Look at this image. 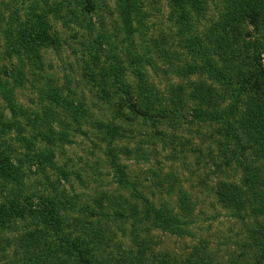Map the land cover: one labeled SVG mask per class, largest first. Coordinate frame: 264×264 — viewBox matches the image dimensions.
I'll return each mask as SVG.
<instances>
[{
    "label": "rangeland",
    "instance_id": "rangeland-1",
    "mask_svg": "<svg viewBox=\"0 0 264 264\" xmlns=\"http://www.w3.org/2000/svg\"><path fill=\"white\" fill-rule=\"evenodd\" d=\"M207 1L197 27L214 59L230 64L234 44L252 62L258 54L264 67V10L249 15L231 0ZM137 3L130 29L117 0H93L90 11L85 0H0V69L24 74L19 83L8 79L11 106L0 87V149L21 174L20 183L0 176V204L27 211L0 228V264L25 263L29 250L77 236L112 264H264L253 242L264 215L233 202L243 162L255 161L264 177V155L238 124L248 95L208 74L185 73L194 57L170 1ZM39 20L51 40L34 66L7 47L15 40L10 30L26 27L34 36ZM234 104L239 109L229 114ZM50 198L60 208L56 234L40 218ZM149 205L185 221L184 232L159 226ZM27 232L39 237L35 247L26 246Z\"/></svg>",
    "mask_w": 264,
    "mask_h": 264
},
{
    "label": "trees",
    "instance_id": "trees-1",
    "mask_svg": "<svg viewBox=\"0 0 264 264\" xmlns=\"http://www.w3.org/2000/svg\"><path fill=\"white\" fill-rule=\"evenodd\" d=\"M120 8V14L124 21V24L132 29L133 18L139 15L141 8L138 6L137 0H117ZM172 7V14L176 17L178 23V30L184 42L183 46L186 48L187 53L194 57L193 62L185 66L187 72H201L208 74L213 79L219 81L224 85L226 90H240L239 92L248 95V101H246V110L243 111L242 121L238 120V124L242 127V132H246L250 136L251 145L255 147L254 150L260 155H264V67L261 66L259 56H253V62L250 61L251 57H245V47L237 49L236 45H231L232 57L229 60L230 64L220 65L216 59L212 56L208 46L205 43V36L198 30V24L207 13V0H169ZM232 6L239 4V8L250 9L251 12L245 11L247 14L255 13L256 10H264V0H231ZM85 8L90 11L93 8V0H85ZM26 27L20 29L14 33L10 30V34L15 37L14 42L8 43V52L11 54L16 51L19 54H26L34 66H37L40 59V49L45 43L50 42L51 37L48 35L45 22L39 20L36 24V30L34 36L27 32ZM209 36V35H208ZM211 39L210 36L208 37ZM222 38V37H221ZM241 39H236L233 43L240 45ZM224 41L221 42V44ZM219 44V43H218ZM221 47V46H220ZM224 50V49H223ZM246 58L249 61L246 63ZM201 61V63L198 62ZM240 62H244L249 72H241L242 65ZM257 63V65H255ZM17 71L9 72L7 69H0V87L4 97L9 100V96L12 95V89L9 87L12 79L15 83H19L23 80V71L16 69ZM241 73V75L239 74ZM4 73V74H3ZM3 74V75H2ZM12 74V77H11ZM7 77L4 79L3 76ZM142 76V75H141ZM236 78L240 79V84L235 85ZM246 92V93H245ZM253 93V94H252ZM148 94V93H147ZM236 94V93H235ZM57 95V96H56ZM150 95V94H149ZM51 96L59 103V95L56 92H51ZM57 97V98H56ZM149 100V96H146ZM237 102V98H236ZM8 104L11 106V101ZM133 107L136 110L142 109L133 103ZM139 107V108H137ZM238 105L231 106L229 114H234L238 110ZM147 112V110H144ZM234 116V115H233ZM243 122V123H242ZM238 125V126H239ZM240 128V127H238ZM114 129H112L113 131ZM228 130L231 137L235 142H238L241 149L244 150L245 145L240 144L242 141L241 136L237 133L234 123H228ZM240 130V129H239ZM49 132H53V128L50 126ZM112 133V132H111ZM27 148L31 150V140L27 139ZM44 151H41L38 155L42 157ZM45 154V153H44ZM38 156V157H39ZM39 157V160H40ZM244 175L242 177V184L237 187L238 196L233 201L235 202L236 210H240L247 204L252 208L253 212L257 215H264V177L261 175L260 167L255 164V161L243 162ZM120 172L121 168L119 169ZM0 176L7 180H12L20 183L21 174L17 165L11 160L10 153L0 149ZM227 201V199H226ZM49 203L46 208V212L42 213L41 220L46 228L49 227L55 234L62 230V221L59 216L60 208L53 199H48ZM248 206V205H247ZM149 210L153 212L156 223L163 228L174 233L184 232L183 224L185 221L178 218L176 215L166 212L164 209H156L153 205L148 206ZM29 213L35 216L37 211L33 208H29ZM27 211L24 206H20L17 202L9 205L0 204V228H4L8 225V221L15 218H26ZM27 236L23 239L28 240L26 246L37 245L35 236L32 232H27ZM258 236L253 239L254 244L258 245L260 249L264 250V226L258 229ZM45 236V235H44ZM40 241V240H39ZM45 248H42L39 253H33L29 250L28 258L25 263L20 264H112L110 261L104 259L100 260L94 255V247L91 246L90 241L82 237H74L67 239L59 247L55 243H46ZM58 251H61V255H57ZM64 255V256H63Z\"/></svg>",
    "mask_w": 264,
    "mask_h": 264
}]
</instances>
